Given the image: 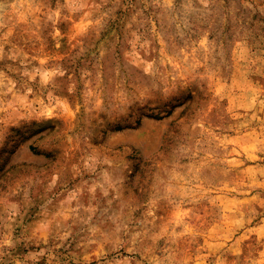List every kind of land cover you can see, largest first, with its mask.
I'll return each instance as SVG.
<instances>
[{"label":"rangeland","instance_id":"rangeland-1","mask_svg":"<svg viewBox=\"0 0 264 264\" xmlns=\"http://www.w3.org/2000/svg\"><path fill=\"white\" fill-rule=\"evenodd\" d=\"M0 264H264V0H0Z\"/></svg>","mask_w":264,"mask_h":264}]
</instances>
